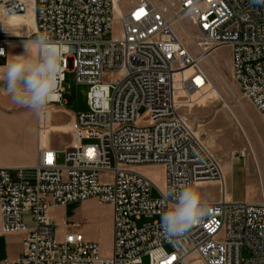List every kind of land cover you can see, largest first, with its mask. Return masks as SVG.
I'll return each instance as SVG.
<instances>
[{
  "label": "built area",
  "instance_id": "obj_1",
  "mask_svg": "<svg viewBox=\"0 0 264 264\" xmlns=\"http://www.w3.org/2000/svg\"><path fill=\"white\" fill-rule=\"evenodd\" d=\"M113 4L0 0V16H24L32 5L34 37L48 32L71 46L58 98L44 110L62 107L69 67L75 82L88 86V110L75 116L62 163L56 150L41 144L39 120L31 173L19 169L12 180L9 169L0 168V233L22 236L20 256L0 264H142L143 258L148 264H264V196L256 203H232L220 162L181 113L210 85L202 63L228 47L232 77L264 124V5L172 0V9L159 10L139 0L115 19ZM185 16L199 33L196 54L174 31ZM116 25L118 34L104 41ZM9 45L0 37V58ZM143 166L162 168L161 188L137 171ZM184 183L216 184L219 200L185 237L165 238L162 214L174 203L166 193ZM88 200L112 208L109 257L69 231L55 239L50 210ZM142 220L147 222L138 226Z\"/></svg>",
  "mask_w": 264,
  "mask_h": 264
},
{
  "label": "rangeland",
  "instance_id": "obj_2",
  "mask_svg": "<svg viewBox=\"0 0 264 264\" xmlns=\"http://www.w3.org/2000/svg\"><path fill=\"white\" fill-rule=\"evenodd\" d=\"M113 12L118 19L135 1L139 0H113ZM159 10L172 9V0H150ZM32 14V6L23 16L26 20ZM174 29L177 35L188 48L196 54L194 45L199 38V33L192 20L185 16L181 20V26L176 24ZM33 28L27 23L10 24L7 17L0 16V37L10 42L8 47L10 60L12 56L23 54L24 43L34 39ZM118 34V26H113L111 33L103 39L108 41ZM193 39L189 40L188 35ZM6 56V58H7ZM231 50L221 47L214 51L209 61H204L202 67L209 78L210 85L201 93L192 97L193 105L181 111L186 116L190 125L199 133L204 145L223 167L229 166L225 176L226 193L228 199L239 204L244 201L255 203L260 200V183L264 188V124L252 112L253 106L243 97L238 85L234 81L230 67ZM110 77L105 79L109 83ZM88 86L78 85L69 67L65 73L63 83V105L56 106L51 116L41 115L42 124L40 132L41 143H46L58 154V163L64 161L63 151L72 142V122L63 110L74 113L86 112V97ZM63 108L59 110L58 108ZM0 112L14 115L26 114L34 121L36 127L37 112L28 107L14 103L11 96L6 93L3 82H0ZM142 113V111L140 112ZM69 119V120H68ZM38 120V122H39ZM66 125L68 126L66 128ZM84 144H91L84 141ZM7 146V143L0 142ZM14 152L10 148V156ZM137 171L148 178L153 184L161 188L163 185V170L159 166H143ZM11 179L15 180L16 172L11 171ZM30 173V172H25ZM202 194L212 201L219 197L216 186L204 185L196 187ZM152 193V197H155ZM54 224V235L57 241L69 231L80 235L83 240L98 245L102 257H109L112 247V208L109 205L100 204L96 200L76 203L67 206L66 210L56 209L50 213ZM26 224L32 223L25 217ZM147 221L138 222V226ZM0 241V256L9 250L20 247L19 238L9 236ZM18 237V236H17ZM243 257L248 255L243 253ZM142 264H148V259L143 258Z\"/></svg>",
  "mask_w": 264,
  "mask_h": 264
},
{
  "label": "clouds",
  "instance_id": "obj_3",
  "mask_svg": "<svg viewBox=\"0 0 264 264\" xmlns=\"http://www.w3.org/2000/svg\"><path fill=\"white\" fill-rule=\"evenodd\" d=\"M250 2L264 5V0ZM24 48L23 54L0 66V82L14 103L40 112L58 98L63 61L71 46L63 39H53L48 32H38L34 39L25 41ZM166 195L173 197L174 203L162 214L160 226L165 238L185 237L212 211L209 199L190 184L171 187Z\"/></svg>",
  "mask_w": 264,
  "mask_h": 264
},
{
  "label": "crops",
  "instance_id": "obj_4",
  "mask_svg": "<svg viewBox=\"0 0 264 264\" xmlns=\"http://www.w3.org/2000/svg\"><path fill=\"white\" fill-rule=\"evenodd\" d=\"M137 2L138 1L133 2L132 5L136 4ZM8 56H9V50H8ZM8 56L7 58H0V66L8 62L9 60ZM251 110L254 113V115L263 124V121L260 115L256 112V110L254 108H252ZM54 111L56 110L55 109L44 110L42 111V114L40 115L37 114L36 127H35L34 121L30 118L29 115L22 114V113L9 115V114L0 112V142L2 141L3 143H7V146L0 145V168L9 169L10 172L11 171L17 172L19 169H22L25 175H29L31 173V169L34 167L37 161V144H38L37 138H38L39 117L41 115L49 117L51 116V113ZM63 112L72 122L74 121L75 116L79 114V113H74L72 111H67V110H63ZM67 127L68 126L66 125V128ZM41 144L47 146L46 143H41ZM10 148H13L14 150L12 154L15 157L14 159L12 158V156H10V153H9ZM229 166L230 164L227 165L226 168L223 167L224 169L222 170H223L224 175L228 173ZM25 172H30V173H25ZM204 185H210V186L217 187L216 184H212V183H205L199 186H204ZM218 200H219V197L209 202L214 203V202H218ZM251 202H255V200ZM66 208L67 206L53 207L50 210V213L56 209L66 210ZM26 218L28 219V217ZM0 226H1V218H0ZM13 237L19 238L20 247L17 248L16 250H9L4 255L0 256V263L5 260H10V261L15 260L20 256L21 250H22V245H21L22 236H18V237L13 236ZM2 238L4 237L0 233V241ZM7 238H9V236Z\"/></svg>",
  "mask_w": 264,
  "mask_h": 264
},
{
  "label": "bare ground",
  "instance_id": "obj_5",
  "mask_svg": "<svg viewBox=\"0 0 264 264\" xmlns=\"http://www.w3.org/2000/svg\"><path fill=\"white\" fill-rule=\"evenodd\" d=\"M154 5V4H153ZM32 6V5H31ZM155 6V5H154ZM156 7V6H155ZM157 8V7H156ZM8 18V20H9V23L10 24H20V23H27V24H29L32 28H33V30L35 29V21H34V12H33V6H32V14H31V16H30V18H28L27 20H26V17H23V16H10V17H7ZM179 25L181 26V23H179ZM174 31H175V33L177 34V32H176V30L174 29ZM188 35V34H187ZM178 36V35H177ZM188 37H189V40H191L192 42H193V40L192 39H194V38H190L191 36L190 35H188ZM178 38H179V36H178ZM180 39V38H179ZM181 40V39H180ZM182 41V40H181ZM194 45H195V41H194ZM195 47H196V45H195ZM214 55V52H212L210 55H209V57L208 58H206L205 59V61H209V59L212 57ZM260 185V194H261V197L262 196H264V188H263V185L260 183L259 184Z\"/></svg>",
  "mask_w": 264,
  "mask_h": 264
}]
</instances>
